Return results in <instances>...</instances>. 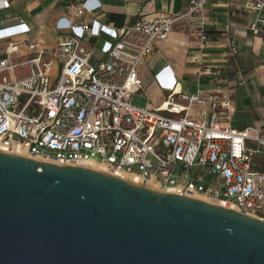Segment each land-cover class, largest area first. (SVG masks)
Wrapping results in <instances>:
<instances>
[{"label":"built area","instance_id":"1","mask_svg":"<svg viewBox=\"0 0 264 264\" xmlns=\"http://www.w3.org/2000/svg\"><path fill=\"white\" fill-rule=\"evenodd\" d=\"M229 1L240 2L251 17L247 30L264 41V0ZM210 3L188 0L180 14L141 18L118 29L97 19L78 24L60 19L57 27L72 36L53 49L28 36L26 23L0 22V40H11L0 57V144H21L60 162L97 160L162 190L228 201L264 220V130L229 125V93L219 87L182 92L166 65L155 73L168 92L162 103L150 108L132 101L143 90L139 68L176 22L189 21L193 34L209 41ZM99 7L84 1L74 15ZM18 36L23 38L14 40ZM101 37L102 57L93 61L92 40ZM21 45L36 54L13 61ZM204 73L219 70L205 67L199 75ZM194 107H199L195 114Z\"/></svg>","mask_w":264,"mask_h":264},{"label":"water","instance_id":"2","mask_svg":"<svg viewBox=\"0 0 264 264\" xmlns=\"http://www.w3.org/2000/svg\"><path fill=\"white\" fill-rule=\"evenodd\" d=\"M0 264H264V220L0 151Z\"/></svg>","mask_w":264,"mask_h":264},{"label":"crops","instance_id":"3","mask_svg":"<svg viewBox=\"0 0 264 264\" xmlns=\"http://www.w3.org/2000/svg\"><path fill=\"white\" fill-rule=\"evenodd\" d=\"M84 1L100 7L92 12L82 10L75 16L74 11ZM187 1L0 0V22L2 26L26 23L31 29L28 36L42 47L53 49L61 39L72 36L69 29L57 27L60 19L76 24L97 19L118 29L141 18L180 14L185 11ZM207 14L209 41L203 43L196 37L189 21L176 22L169 37L158 43L154 53L139 68L143 90L132 95V101L138 95L146 100L144 106L157 108L162 103L168 92L158 86L155 73L167 65L176 77L175 87L182 92L196 93L219 87L229 93L232 97L229 125L258 133L264 130V41L247 30L251 17L240 2L211 0ZM102 39L92 40L93 61L102 57L99 51ZM10 41L0 40V57L5 56ZM35 54L36 50L21 45L11 59L26 60ZM205 67L217 69L219 74L199 75ZM198 111L199 107L191 110L194 114Z\"/></svg>","mask_w":264,"mask_h":264},{"label":"bare ground","instance_id":"4","mask_svg":"<svg viewBox=\"0 0 264 264\" xmlns=\"http://www.w3.org/2000/svg\"><path fill=\"white\" fill-rule=\"evenodd\" d=\"M0 151L9 152V153H14V154L30 157V158H33V159L38 160V161L54 162V163H58V164H61V165H67L68 164V165L83 166V167H87V168H90V169H93V170H96V171H100V172H103V173L112 174L114 176L123 178V179H125L127 181H130V182H132L134 184H137V185H140V181H141L139 176H137L136 174L128 173V172L122 171V170L109 168L106 165H104L103 163H101V162H99L97 160H93V159L82 160V161H72V162H60V161L55 160L54 158L42 157L41 155H39L37 153H32V152L28 151V149L25 146L21 145V144L9 145V144L3 143V144H0ZM146 186H148V187H150V188H152V189H154L156 191H159V192H168V193H176V192H178L179 194L181 193L180 190L176 189V188H171V189H168L166 191L165 190L163 191L162 189H160L155 184H146ZM184 194L187 195V196H190V197H194V198H197V199H201V200L210 202V203H215V204L221 205L223 207H227V208H231V209L237 210V208L232 203H230L228 201L219 200V199H216L214 197H209V196H205V195H202V194H196V193H194L192 191L185 192Z\"/></svg>","mask_w":264,"mask_h":264},{"label":"rangeland","instance_id":"5","mask_svg":"<svg viewBox=\"0 0 264 264\" xmlns=\"http://www.w3.org/2000/svg\"><path fill=\"white\" fill-rule=\"evenodd\" d=\"M134 103H135V104H138V105H141V106H144V105L146 104V100H145L144 98H142V97L136 95V96L134 97ZM140 185H146V183H143L142 181H140ZM163 191H164V190H163ZM180 192H181V191H180ZM176 193H178V192H176ZM184 193H185V192H181L180 194L185 195ZM178 194H179V193H178Z\"/></svg>","mask_w":264,"mask_h":264}]
</instances>
